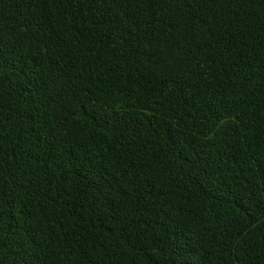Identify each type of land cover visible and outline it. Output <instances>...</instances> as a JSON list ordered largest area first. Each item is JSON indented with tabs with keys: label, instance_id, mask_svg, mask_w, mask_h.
<instances>
[{
	"label": "trees",
	"instance_id": "1",
	"mask_svg": "<svg viewBox=\"0 0 264 264\" xmlns=\"http://www.w3.org/2000/svg\"><path fill=\"white\" fill-rule=\"evenodd\" d=\"M0 264H264V0H0Z\"/></svg>",
	"mask_w": 264,
	"mask_h": 264
}]
</instances>
